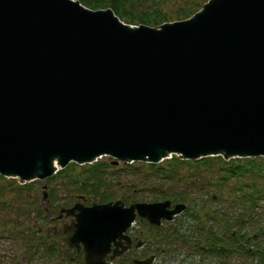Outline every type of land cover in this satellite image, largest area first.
<instances>
[{"label": "water", "instance_id": "water-1", "mask_svg": "<svg viewBox=\"0 0 264 264\" xmlns=\"http://www.w3.org/2000/svg\"><path fill=\"white\" fill-rule=\"evenodd\" d=\"M172 154L264 157V0H207L157 26L79 0H0L1 177L38 180L45 198L69 163ZM170 203H76L66 232L112 241L136 217L160 226L185 209Z\"/></svg>", "mask_w": 264, "mask_h": 264}, {"label": "rangeland", "instance_id": "rangeland-1", "mask_svg": "<svg viewBox=\"0 0 264 264\" xmlns=\"http://www.w3.org/2000/svg\"><path fill=\"white\" fill-rule=\"evenodd\" d=\"M153 1H158L160 2L159 4L166 6V10L171 9L169 6L172 2L181 3V0ZM190 16H192V14L188 17ZM177 20L183 19H175L173 15L170 20L165 22ZM172 156L174 155L158 163L157 165L159 166L157 169H150L149 163L133 162L128 166L127 170L124 169L127 164L122 161L117 164H112L111 162L113 159L107 156H103L95 161L103 164L102 170L106 176V182L109 184V189H106V191L112 197L109 201L119 199L127 205L128 203L134 202L152 203L169 200L171 202L170 205L176 203H183L185 205V209L181 213L175 215L172 221L162 222V224L158 226L161 228L160 230L163 231L164 237H157V239L155 236L153 237L155 238L153 245L157 249L156 253L158 255L157 261L156 263L154 262V264H254L255 261H252L247 255L233 254L223 260L215 254L203 256V254L189 249L191 248L190 245H193L200 236H202V240H204L203 233L198 234V237H196V228L198 225L201 224L205 227L206 220H208L203 214L204 209L206 210L208 208L207 210H209L213 205L218 204L221 205V211L225 212L224 219L227 220L229 223L228 225H230L228 227V232L231 234L233 233V236L254 235L256 237L254 241L251 239L248 240V246L250 247L263 243L264 236L257 237L254 227L256 223L247 221L251 215L255 217L256 214L253 213V211H246V207L244 208L243 204L233 201V197L231 196L228 197L229 193L233 196L241 194V192L235 189L236 186L233 180H229L231 183L225 184L226 188L223 190L220 186L214 185V177L209 173L214 169H219L220 161L213 160L212 169L206 172L197 168L189 169V165L184 163L179 166L177 172L174 173L170 166H174L175 158L177 160H180V158L177 156L174 158ZM91 165L92 164L76 165V168L82 171V167L88 168ZM202 174H207L210 177H203ZM84 178H86V173H84ZM12 180L13 178L0 179V204H7L4 209L0 206V264H29L31 260L32 264H52L48 259H42L44 256L36 258L33 257L32 252H30L31 249L38 248L34 240L32 241L28 236L30 233L34 232V225L39 224L43 229V233L47 228L48 230L50 228L48 227L50 223H46V220H40L39 215L32 214V212L36 213V210L41 207L40 204H73L75 201H83L84 204H90L91 201L95 203L104 202L100 201L99 194L87 193L81 191V189L77 190L75 188V190H68L67 188L64 189L62 186L59 187V190L57 189L54 191L55 199H57L54 201L47 195L49 191L48 184L46 196L42 198V182L35 181L34 184L28 182L23 188L18 190L17 188L14 189L16 184ZM14 180H16V183L18 182L17 179ZM50 186L54 187V184ZM104 188L105 187H101L97 193L103 191ZM80 196L83 197V200L80 199ZM181 197L186 201L181 200ZM227 198H229L230 201ZM190 204H195V209L202 208L200 210L202 217L199 219L198 223L197 221L191 220L189 217ZM256 204L254 210L257 211V214L262 213L264 209V199H258ZM39 212L40 216L43 218L42 209L40 211L38 210L37 213ZM249 213H251V215H248ZM210 222L211 224L209 226L214 229V233H218L220 236L223 232V228L217 227L214 221ZM17 229L19 230L18 233H16ZM21 231L26 232L21 233ZM146 231L147 227L144 222L139 221L136 217L129 229V233L144 234ZM176 232L177 236L173 235L172 238L169 237V234H174ZM16 234L18 235L16 236ZM181 235L186 237L188 241H184L185 243L182 244ZM207 236L211 237L212 235ZM191 240L194 242L191 243ZM26 250H29L27 255H25ZM159 250H163L164 253L161 254Z\"/></svg>", "mask_w": 264, "mask_h": 264}, {"label": "trees", "instance_id": "trees-1", "mask_svg": "<svg viewBox=\"0 0 264 264\" xmlns=\"http://www.w3.org/2000/svg\"><path fill=\"white\" fill-rule=\"evenodd\" d=\"M205 1L206 0H181V3L172 2L169 6L171 9L166 10V6L153 0H79L81 4L93 10L108 7L111 8L114 14H116L125 23L132 25L144 24L148 26H157L170 20L173 15L175 19H184L198 10ZM172 157L175 158V156ZM213 160L220 161L219 169H214L209 173L214 177V185L220 186L223 190L226 188L225 184H230L231 182L229 180H233V183L236 186L235 189L238 190V192H241V194L233 196L229 193L228 197L231 196L233 197V201L243 204V207H246V211H253V213L256 214L254 217L251 213H249L248 215L251 216L247 221L256 223L254 227L256 229L257 237L264 236V209L262 210V213L259 214H257L256 210H254L258 199H264V157L234 158L227 161H224L220 156L205 157L196 161L177 160L175 158V164L174 166H170V168H172L175 173L177 172L179 166L187 163L189 165V169L197 168L206 172L212 169ZM129 165L130 164L125 165L124 169L128 170ZM102 166V163L95 162L88 168L82 167L83 170L80 171V169L76 168L74 163H70L64 169L59 170L53 177L46 180L50 191L47 192V195L50 199L54 201L57 200L55 199L54 191L57 189L59 190V187L62 186L64 189L67 188L68 190L81 189V191L87 193L99 194L101 199L100 201H109L112 197L106 191V189H109V184L106 182V176L102 170ZM158 166L159 165L149 164L150 169H157ZM84 173H86V178H84ZM202 176L206 177L209 175L202 174ZM0 179L3 178L0 177ZM12 181L16 184L14 189L17 188L19 190L26 185H19L14 179ZM32 183L34 184L35 182H31V184ZM51 184H54V187L50 186ZM101 187H105L104 190L97 193ZM227 199L230 201L229 198ZM181 200L185 199L181 197ZM6 205L7 204H0L2 209H4ZM220 207L221 205L218 204L213 205L209 210H207L208 208L206 210L204 209L203 214L208 220H206L205 227L200 224L196 228V237H198V234L203 233L204 240H202V236L199 235V239L195 242L191 240V243L194 242V244L190 245L191 248L189 249L197 250L200 254L204 253L205 255L215 254L223 260L233 254L247 255L252 261H255L254 264H264V242L258 244L257 246L252 245L250 247L248 246V240L251 239L254 241L256 239L254 235L233 236V233H229L228 227L230 225H228V221L224 219L225 212L221 211L222 209ZM201 209L202 208L195 209V204H190L189 217L191 220L197 221L198 223L199 219L202 217L200 214ZM40 210L41 209H39V211ZM38 215L41 217L40 212ZM43 217L46 218L45 215H43ZM210 221H214L217 227L223 228V232L220 236L218 233H214V229L209 226L211 224ZM18 231L19 230L17 229L16 233H18ZM25 232L21 231V233ZM173 235L177 236V232L169 234V237L172 238ZM182 235L180 237L183 244L188 240ZM207 235H212L213 237H208Z\"/></svg>", "mask_w": 264, "mask_h": 264}, {"label": "flooded vegetation", "instance_id": "flooded-vegetation-1", "mask_svg": "<svg viewBox=\"0 0 264 264\" xmlns=\"http://www.w3.org/2000/svg\"><path fill=\"white\" fill-rule=\"evenodd\" d=\"M76 203H82L81 205L84 207L91 205L84 204L83 201H75L73 204H40L39 209H42V214L46 216V218L40 217V220H46V223H50L48 225L50 228L49 230L47 228V232L43 233V229L37 224L33 227L34 232L28 235L38 246L37 249L30 251L33 257L44 256L42 259H48L52 264H87L85 254L89 253L92 255L90 259L92 264H137L136 261L145 262L146 260H149L148 264L156 263L158 255L153 243L155 238L164 237L161 228L137 217L147 227L144 234L129 233L130 226L122 236L112 241L84 242L77 240L66 232L68 227L76 222L75 214L78 213V210L69 211ZM173 205L171 204L169 209H172ZM38 210L32 214L38 215ZM154 236L155 238H153ZM194 251L198 252L197 250ZM159 252L164 253L163 250H159ZM27 253L29 250L25 251V255ZM29 262L32 264V260Z\"/></svg>", "mask_w": 264, "mask_h": 264}]
</instances>
